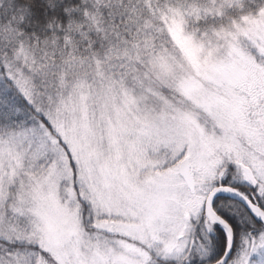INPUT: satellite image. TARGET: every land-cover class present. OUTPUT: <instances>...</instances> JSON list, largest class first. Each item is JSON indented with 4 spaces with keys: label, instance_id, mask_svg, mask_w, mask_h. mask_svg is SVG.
I'll use <instances>...</instances> for the list:
<instances>
[{
    "label": "snow or ice",
    "instance_id": "snow-or-ice-1",
    "mask_svg": "<svg viewBox=\"0 0 264 264\" xmlns=\"http://www.w3.org/2000/svg\"><path fill=\"white\" fill-rule=\"evenodd\" d=\"M0 264H264V0H0Z\"/></svg>",
    "mask_w": 264,
    "mask_h": 264
}]
</instances>
